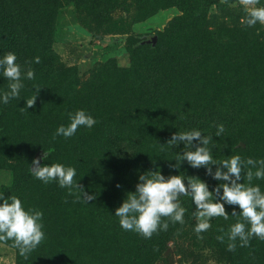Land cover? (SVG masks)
<instances>
[{
	"label": "rangeland",
	"instance_id": "1",
	"mask_svg": "<svg viewBox=\"0 0 264 264\" xmlns=\"http://www.w3.org/2000/svg\"><path fill=\"white\" fill-rule=\"evenodd\" d=\"M45 1L51 3L47 8H44L43 0H0V56L13 51L18 62L27 65L24 63L27 54H30L27 42L32 40L27 31L36 34V38L40 35V41L50 49L49 60L41 57L39 63L31 65L35 70V80H25L20 97L0 105L1 120L8 122L13 115L7 131L2 133L0 129V191H4L5 196L17 195L25 207L43 211L45 239L27 257L19 254L12 241L0 242V264H72L69 261L75 259L78 260L74 264H136L139 258L143 260L139 261L142 264H251L253 260L257 264L255 259L236 263L234 252L227 249V236L223 242L217 240L221 229L225 234L229 230L226 224L229 221L223 217H213L212 227L199 238L194 231L196 221L192 216L195 205L191 197L185 196L180 197L182 205L188 209L184 224L169 221L167 230L157 231L150 238L132 230H120L118 243L107 248L105 245L97 246L87 256V251L82 248V236L86 223L90 221L89 208L85 204L95 203L100 197V190L88 191V187L84 186L85 191L95 193L94 200L85 202L81 199L84 201L82 205L71 207L77 209L75 214H71L70 207L56 213L52 199L57 191L61 193L66 188L55 181L45 184L32 173L28 178L20 176L27 166H31L38 149L43 152V164L51 163L54 158L65 163L71 151L74 150L78 158L82 150L91 151L93 147L100 158L107 155L108 164L105 160V165L97 163L94 169L98 160L89 158L87 161L91 170L85 174L97 183L107 179L104 186L118 195L114 203L116 209L126 192L135 190L141 173L155 170L157 166L160 171L167 170V163L159 156L161 146L158 145L162 139L171 138L177 130L195 127L204 134L214 135L216 125L223 124L221 136H213L212 150L217 160L227 158V146L233 142H237L236 147L247 150L242 158H259V147L264 139V82H255L258 75L253 70H235V63L240 61L244 47L256 43L264 46V23L248 26L243 22L244 18L233 22L242 10L253 6L249 0ZM180 1L181 4H178ZM187 2L190 7H205L214 16L206 29L198 25L202 32L188 34L184 39L183 35L182 38L177 37L175 46L170 48H175L174 58L178 60L164 63L166 70L159 77L162 80L157 78L156 81L157 73L150 68V64L142 71L155 82L149 92H160L168 99V105L154 116H162L165 135L160 139L152 135L147 138L148 148L145 150L155 156V165L147 166L143 161L146 155L139 153L136 156L130 144V137L135 138V135L119 122L121 117L122 121H127L126 125L133 123L132 118L124 115L133 112L132 108L128 111L132 103L122 97L129 96L131 88L116 87L111 81L116 76L115 72L130 67L135 45H143L139 51L143 54L153 36L156 39L163 36L164 39L159 43L158 51L151 53L152 59L164 58L170 45L171 37L168 35L172 34L174 26L184 31L190 21L183 12ZM172 37L175 38V35L172 34ZM164 41H167L165 45ZM252 65L256 71L259 69V64L252 62ZM134 78L137 82L141 80L140 77ZM6 83L0 77V87H5ZM34 84L41 87L34 105L26 108L25 99L32 91L36 92ZM170 85L172 88H169ZM175 98L178 103L171 108L169 101ZM78 108L88 110L96 118V123L91 129L78 128L72 137L57 136L61 143L56 150H61V153L52 151L50 145L55 144L57 137L54 139L53 133L56 127L67 123V112ZM18 128H21L19 135L22 143L16 145L13 140H16ZM107 138L116 145L118 156L124 153L122 161L118 158V161H108V153H101L104 149L102 141L110 150L111 143L106 141ZM41 143L44 147L39 146ZM176 148L182 151L183 144ZM45 151L49 155L43 159ZM180 171L186 177L191 173L189 176L205 180L210 189L212 182L220 183L207 175L204 168H193L186 161L180 164L179 169L172 168V174ZM163 174L167 177L169 170ZM244 182H248L246 177ZM252 183L260 184L264 189V179L253 178ZM225 205L230 207V212L233 208L239 211L237 205ZM93 220L92 228H95L98 221L95 216ZM78 223L81 226L76 228ZM123 235H126V240H123Z\"/></svg>",
	"mask_w": 264,
	"mask_h": 264
},
{
	"label": "clouds",
	"instance_id": "2",
	"mask_svg": "<svg viewBox=\"0 0 264 264\" xmlns=\"http://www.w3.org/2000/svg\"><path fill=\"white\" fill-rule=\"evenodd\" d=\"M249 2L253 6L246 9L243 22L248 26L257 22L264 23V0ZM40 60L38 55L33 57L35 63ZM0 77L7 82L5 87H0V105H3L13 98L20 97L21 90L25 88V80H35V70L30 64L19 63L15 52L7 51L0 56ZM40 87L33 85L36 92L32 91L25 99L26 108L34 105ZM26 108L23 110L26 111ZM67 121L56 127L54 139L57 136L72 137L82 126L91 129L96 123V118L88 110L78 108L67 112ZM223 132V124L216 125L214 135L204 134L201 129L193 127L177 130L166 143H159L162 150L168 151L183 144L182 151L175 153L176 163L170 167L179 169L180 164L186 161L193 168L203 167L207 175L221 181L220 183L210 189L205 180L197 176L186 177L181 171L166 177L158 166L155 170H147L138 176L135 190L126 192L122 202L115 209L113 215L118 218L120 226L150 238L157 231L167 230L169 221L184 224L188 209L182 205L180 197L185 196L191 197L195 205L192 216L196 221L194 231L199 238L212 227L213 217H223L227 220L232 216L237 219L229 225L227 233L221 229V234L216 237L223 242L225 235L227 236L229 251H234L238 244L241 247L248 246L253 237L264 240V189L260 184L252 183L253 178L264 179V157L242 158L236 153L217 160L212 150L213 136L220 137ZM48 155L45 151L43 159ZM32 165L29 170L43 183L55 181L70 194L78 190V198L85 202L95 199V193L85 191L83 186L78 184V179H74L77 176L74 166L57 161L42 164L40 158H34ZM213 165H216L215 169ZM245 177L247 183L244 182ZM225 204L237 205L239 211L233 208L230 215ZM43 215V211L38 208L25 207L17 195L5 196L4 191H0V242L12 241L19 254L27 257L45 239Z\"/></svg>",
	"mask_w": 264,
	"mask_h": 264
},
{
	"label": "trees",
	"instance_id": "3",
	"mask_svg": "<svg viewBox=\"0 0 264 264\" xmlns=\"http://www.w3.org/2000/svg\"><path fill=\"white\" fill-rule=\"evenodd\" d=\"M88 1H90V3L95 2V0H88ZM181 2L182 1H180V3L178 2V4H181ZM188 3L189 2L184 4V8H183V12L188 15V18L190 20L188 21V24L186 25L187 28L184 29V31H182V29H179L180 27L174 26V31L172 32V34L175 35V38L172 37L171 33L168 35L171 37L170 45H168V50H166L167 53L164 56V58L152 59L153 55L151 54L152 52L158 51L157 48L159 46V43L162 42L161 40L164 39L163 36L158 37V39H156L157 43L155 42V44H152V41H151L150 45L148 46V49H145L143 54L139 52L142 49L143 45L141 44L135 45L136 47L133 48L132 50V53L134 54L133 56L134 58H132L131 60L130 67L125 68V69H120L118 72H115L116 76L111 81V83L115 84L116 87L123 86L126 89H129V87L131 88L129 89V93H130L129 96L127 95V96H122V97L125 100H130L132 103L130 104L128 111H130V109L132 108L131 110L133 112L130 111V112L125 113L124 115L129 116V118H132L133 123H129L126 125L127 121L126 122L122 121L121 117L119 118V122H122L121 124H123L127 130L128 129L131 130L132 131L131 133L135 135V138L132 136L130 137L129 139L130 144L132 145L133 150L136 152V156H138L139 153L146 155L143 161L145 164L147 163V166L155 165L153 163V160L155 161V158H154L155 156H151L150 151L145 150L146 147L148 148V145H146L147 138H149L150 135H152V136H156L157 139H160L162 135L163 136L165 135L166 129L164 128V120L162 116H159L157 118H154V116L160 114L159 109L165 108L168 105V99L164 95H161L160 92L159 94H156V93L152 94L149 92V89L154 88L155 82H152L146 74L142 73V71H145L148 65L150 64L151 65L150 68H153L157 73L156 74L157 76L156 81H157L159 77L162 76V71L166 70L164 63L165 62H175L176 58H174L175 53L173 51L175 48H170V46H175L176 40L179 39L177 37H181L183 35L182 37L184 39L185 36L188 37V34L194 35V34L202 32V30L198 28V25L201 27V29H206L210 25L209 23L211 22L212 16H214V14L209 13V11H207L205 7H195V6L190 7V6H187ZM43 4L45 5L44 8H47L49 7V5H51L49 1H45V0H43ZM95 4L97 5V3ZM242 11L243 12H241V15H238L233 18V22L239 21L240 18H245L246 11L244 10ZM27 33L29 36H31L30 38L32 40L27 42L28 51L30 52V54H27V61L24 63L27 65L35 64L33 63L34 62L33 57L37 55L42 57L45 61L49 60L50 59V49L47 47L45 42H41L42 40L40 38V35L36 38V34H30V31H27ZM163 43L165 45L167 41H164ZM154 45L156 46L154 47ZM258 48H260L259 49L260 51H258ZM241 54H242V57H240V61H236L235 63L236 64L235 70H241L242 72H244V70L247 71L248 69L253 70L254 73L258 75L257 78L255 79V82L257 81L258 84H260L261 82H264V46H261L258 43H256L254 44V46L244 47V49H242L241 51ZM21 62L23 61L21 60ZM28 62H31V63H28ZM252 62L259 64V69L257 71L252 68L254 67V65H252ZM188 70L189 68L187 67V71ZM251 74L252 73H249V75ZM245 75L248 76V73L246 72ZM134 76H136V78L140 77L139 79L141 80L137 82ZM133 80H136V81L133 82ZM159 80H162V79H159ZM128 82H129V86H128ZM139 83H142V84H139ZM169 88H172V86L170 85ZM172 101L171 102L169 101V105L171 108H174L176 106L175 103H178V99L175 98V99H172ZM9 106L10 105H8L5 108H8ZM12 118H13V115L11 114V116L8 118V122L0 119V129L2 130V133L3 131H7L9 125L11 124ZM20 130L21 128L17 129L18 135L16 137V140L15 141L13 140V142H16L15 143L16 145H19L20 143H22V140H21L22 137L21 135H19ZM154 132H158V133L154 135L153 134ZM168 139L170 138L162 139L160 141V144L166 143ZM59 141H60V137H57L54 142L55 144L50 145L52 151L55 152L56 147L60 146L59 143L61 142ZM106 141L111 143V146L109 143L110 150L107 146L105 148V141H102L101 145L104 146V149L101 151V153L102 152L104 154L108 153V161L111 159H114L117 161L119 159L120 161H122L124 153L118 156L119 150L117 151L116 145L112 143V141H110V138H107ZM160 144L158 146H161ZM236 144L237 142H233L227 146L228 155L238 153L242 156L244 154V151H247L245 150V148H242L241 146L236 147L235 146ZM39 146L44 147V144L41 143ZM166 148L167 146H165V149ZM105 149L108 150L109 152H106ZM259 149H260V157H264V139H262ZM38 150H41V149H38ZM175 150L179 152V149L176 147H174L171 151L161 149L159 156L162 158L163 162L167 163L168 165V167L164 165L167 168V170L161 171V172L164 173L169 170V173L172 174V168H170V165L174 164L175 162V159H174ZM57 153L58 154L61 153V150H58ZM81 153H82L81 157L76 158L75 151L74 150L73 152L71 151L69 156L67 155L66 157L65 164H70L77 169V176L74 179H78L79 185L83 187L87 186L88 191L89 189L93 191L100 190L99 192L100 197L97 198L95 203L85 204V206L89 208L90 221L86 223L87 226L84 231L85 234L82 236V242H83L82 248H84L87 251L86 255L90 256L89 255L90 252L93 253L94 249L97 246L99 248L101 245H105V248H107L110 245H113V244L115 245L116 243H118L121 237L119 235L120 230L122 232H125L126 230L120 226L118 222V218L113 215L115 212L114 203L117 201L118 195L110 191L108 189V186L107 187L104 186V184H106L105 181H107V179L104 178L103 182L99 181L100 183H97L94 179L93 180L91 179V176L88 177V174H85L91 170V166L88 164V161H87L89 158H91L92 160L96 158V160H98L97 162L94 163V169H95L97 163L98 164L100 163L101 165L102 164L105 165L104 161L106 160V165L108 164L107 159H106L107 155L104 156L103 158H100V154L96 155L95 149L93 147L91 148V151L87 149V150H82ZM53 161L58 162L56 158H54ZM214 166L215 165H213L212 167ZM29 168H30V165L29 167L27 166V168L25 169V172L22 173V175H20L22 178L29 177V175L31 174V171L29 170ZM94 169H92V172L94 171ZM192 171L193 170H191L190 172L192 173ZM191 173H189L187 176L191 175ZM259 181H262V179ZM185 183H187V181H185ZM216 184L217 182H212L211 186L213 187ZM74 192L75 193L69 194V192L66 191L65 189L64 191L61 190V193L60 191H57L55 193L56 195L52 199V203H53L52 206H53L54 211H56V213L63 211L64 207L68 209L69 207L71 208L73 206H77V205L79 206L83 204L84 201L78 198V190H74ZM90 207L92 208L91 210H90ZM225 208H226V211L230 213L231 215L230 207H227V205H225ZM76 210H77L76 208H71L70 209L71 214H75ZM94 216H95V219H97L98 221L99 227L96 226L95 228H92L94 224V220H93ZM231 218L232 216H230L229 219H227L229 221L226 223L227 225L234 223L235 222L234 220L237 219V217H233L234 219H231ZM80 223L83 224L82 222ZM80 223L77 224L76 228H79L81 226ZM123 240H126V235L125 236L123 235ZM233 252L235 254V256L233 257V260L236 263L246 262V261L252 262V259H255V262H257V264H262V262L264 261V240L259 241L258 238L253 237L248 246L241 247L238 244L237 248ZM76 258H78V255L76 256ZM77 260L78 259L71 260V262L69 261V263L74 264L75 261ZM139 261H143V260L139 258L138 261H136L137 262L136 264H142ZM251 264H255L254 260Z\"/></svg>",
	"mask_w": 264,
	"mask_h": 264
},
{
	"label": "water",
	"instance_id": "4",
	"mask_svg": "<svg viewBox=\"0 0 264 264\" xmlns=\"http://www.w3.org/2000/svg\"><path fill=\"white\" fill-rule=\"evenodd\" d=\"M156 36H153V38H152V44H155V42H156ZM42 156H43V152L41 151V150H38L36 153H35V155H34V158H40V163H41V160H42ZM33 167V165L31 164V166H30V169Z\"/></svg>",
	"mask_w": 264,
	"mask_h": 264
}]
</instances>
